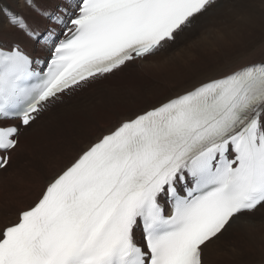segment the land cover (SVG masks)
I'll use <instances>...</instances> for the list:
<instances>
[{
    "label": "snow or ice",
    "instance_id": "snow-or-ice-1",
    "mask_svg": "<svg viewBox=\"0 0 264 264\" xmlns=\"http://www.w3.org/2000/svg\"><path fill=\"white\" fill-rule=\"evenodd\" d=\"M25 3L31 20L0 8L24 41L0 42V174L52 106L152 61L216 6ZM261 209L264 60H250L119 120L24 206L0 201V264H205Z\"/></svg>",
    "mask_w": 264,
    "mask_h": 264
},
{
    "label": "bare ground",
    "instance_id": "bare-ground-1",
    "mask_svg": "<svg viewBox=\"0 0 264 264\" xmlns=\"http://www.w3.org/2000/svg\"><path fill=\"white\" fill-rule=\"evenodd\" d=\"M37 2L49 6H53L54 4V0H37ZM0 8H6L11 13L23 15L29 20L33 17V13L26 6L25 0H0ZM223 15L225 16L222 19H219V17ZM238 15L241 16V18L238 17ZM221 23L224 24L221 25ZM213 25L220 26L214 30L215 27L213 28ZM196 28L200 32L203 31L210 33H206L203 36L206 38L204 41L207 40V43L212 34V37H210L211 45L213 44L212 46L216 45L217 41L222 38L219 46L227 44L223 42L226 39L229 41L228 44H234L235 49H237L236 42L248 37V32L258 33L257 37L260 44L246 50L250 53L239 59H233L228 62L225 61L224 63L226 64H220L217 62L218 64L216 66L207 68L203 73L199 74L198 77H195L194 75L193 77H189L185 74H177L175 73L174 68L165 73L168 65L164 66V64L170 62V64L173 65L175 61H173V59L171 60L168 55L158 56L150 62L140 63L134 67L125 69L123 72L117 73L115 76L107 80L97 82L86 89L65 97L62 103H57V105L52 107L49 111L59 109L61 113H66L74 109L84 110L86 115L89 116V118H92L91 122H85L83 126V132H86V138L77 137L74 144H72V140L68 141L67 144H64L62 154H65V159L62 162L55 158V149L51 152H47L46 147L41 145L42 152H40L39 149L38 151L42 155L43 166L46 171L43 170L44 172H39L38 178L40 179V182L38 185L37 182L36 185H32L33 179L28 183L26 188L32 190H30L29 193L22 192V200L17 206L11 207L19 208L30 202L31 199L34 198V196L44 187L47 181L66 163L75 157L81 149L86 148L89 143L97 139L102 131L108 130L119 120L134 112L141 111L161 99L183 91L186 87H190L192 83L198 80L217 76L222 71L237 67L241 62L264 60V0H259L258 2L257 0H217L216 6L211 8L204 17L197 21L196 26L192 31H195ZM187 33H189V31L184 35L186 36ZM184 35L178 41L182 40L185 37ZM207 35H209V37H206ZM233 37H235L236 40H231ZM14 41L24 42L23 38L8 25L7 20L3 16H0V42L12 43ZM175 58L177 57H174V59ZM161 59H163V61L160 62ZM166 59L169 60L167 61ZM144 68H148L150 71H146ZM146 74L147 76H144ZM129 77H131V79ZM150 80H152V82ZM155 82L158 83L155 84ZM124 91L125 94L123 93ZM121 93L130 100H126L125 102L116 105L111 104L113 103V99L107 102L105 101V99H109L115 94ZM107 104H111L113 107L106 110L105 108ZM49 111L44 114L47 118H51L53 115V113H49ZM44 116L31 130L22 134L21 147L13 157L20 156L28 150L29 153H31V149H34V147L37 149L38 146L40 147L37 136H33V131L38 129L41 126V123L45 121ZM37 152H34L33 154ZM26 155L28 156V154ZM30 158L32 159V157ZM12 164L13 163H11V166ZM1 176L3 177L4 173L0 174V179L2 178ZM0 201L5 200H3V197H0ZM261 225H264V209L257 211L255 214L246 217L242 221H238L219 240H216L206 249L205 264H264V244L259 240V234L255 232L262 229ZM243 233L247 234V236L244 235L243 238L245 244H247V240H250V243H248L249 247L245 245V249H243L244 247L240 246L238 242L233 243L234 239H238ZM230 234L233 235V241L227 240L225 242L222 240V242L225 244L227 243L228 245H216V243L224 236V238H229L228 235Z\"/></svg>",
    "mask_w": 264,
    "mask_h": 264
},
{
    "label": "rangeland",
    "instance_id": "rangeland-1",
    "mask_svg": "<svg viewBox=\"0 0 264 264\" xmlns=\"http://www.w3.org/2000/svg\"><path fill=\"white\" fill-rule=\"evenodd\" d=\"M258 1L259 0H257V2ZM224 16L225 15L219 17V19H222ZM238 17L241 18V16L239 15ZM223 24L224 23H221V25ZM195 25L188 30L189 33H187L186 36L184 35L185 37L182 40L178 41L169 50H167L166 52L160 55V56L168 55L171 58V60L173 59V61H175L173 65L170 64V62L168 63L165 62L166 64H164V66L168 65L166 67L167 70H165V73H167V71L169 72L170 70H173L174 68V71L177 74H182V75L185 74L189 77H193L194 75L195 77H198L199 74L203 73L207 68L214 67L218 63L226 64L224 63L225 61L228 62L233 59H239L244 55L250 53L249 51L246 50L252 48L253 46L254 47L258 46L260 44V41L258 40L257 37L258 33L248 32L247 34L248 37L240 39L239 41L236 42V47H238L237 49H235L234 44H230V43L228 44L229 41L226 39L223 42L227 44L219 46L221 44L222 38L217 41L216 45L212 46L213 44L211 45V38H210L212 37V34L210 35V37L209 35L206 36L209 37V41L207 43V40L204 41L206 38L203 37L204 34H206L207 32L201 31L202 32L201 33L197 29L198 27L196 28L195 31H192ZM218 26L220 25H213L212 27L213 28L215 27L214 30H216ZM231 40H236V39L235 37H233V39ZM174 57L177 58L174 59ZM161 61H163V59H161L160 62ZM144 70L150 71L148 68H144ZM144 76H147V74ZM129 78L131 79V77ZM132 79H136V78H132ZM150 81L152 82V80ZM156 83L158 82H155V84ZM123 93L125 94V91ZM123 93L115 94L113 97L109 99H105V101L107 102L113 99V103L111 104L116 105L125 102L126 100H130L128 97L123 95ZM111 104H107L105 109L108 110L112 108L113 106ZM49 113H53L52 117L47 118V116L45 115L44 116L45 121L41 123V126L38 129L33 131V136H37L40 147L38 146L37 149L34 147V149H31V153H29L28 150L26 153H23L20 156L13 157L11 162L13 163L12 166L8 169L6 173H4L3 177L1 176L2 178L0 179V197H3V200L7 201L10 206H17V204L22 200V195H21L22 192L29 193V191L32 190L30 188H26L28 183L32 179H33L32 185H36V182L38 185V183L40 182V179L38 178V174L40 171L42 172L44 170L42 155L40 153L42 152L41 145H44V147H46L47 152L49 151L51 152L55 149V155H56L55 158L62 162L65 159L64 157L65 154H62L64 150V144H67V142L70 140H72V144H74L75 141L77 140V137L86 138V132H83V126L85 122L87 123L91 122L92 118H89V116L86 115V112L84 110L74 109L66 113L63 112L61 113L59 109H53L49 111ZM82 116L85 117L83 118ZM38 149L40 150V152L38 151ZM33 151L34 152L38 151V152L33 154L34 153ZM26 154H28V156ZM30 157H32V159ZM44 171H46V169ZM261 228L262 229L260 231H255V232L259 234V240L264 244V225H261ZM230 235H228L229 238H224L225 237L224 236L219 242L216 243V245L217 246L228 245L227 243L225 244L224 242H222V240H224L225 242L227 240L233 241V235L232 234ZM244 235L247 236V234L243 233L242 236H240L238 239L235 238L233 241V243L238 242L240 246L244 247L243 249H245V245L248 246V243H250V240H247V244H245L243 239Z\"/></svg>",
    "mask_w": 264,
    "mask_h": 264
}]
</instances>
